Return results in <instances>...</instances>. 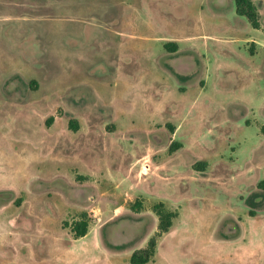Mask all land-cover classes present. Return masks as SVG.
I'll return each instance as SVG.
<instances>
[{
    "label": "rangeland",
    "instance_id": "1",
    "mask_svg": "<svg viewBox=\"0 0 264 264\" xmlns=\"http://www.w3.org/2000/svg\"><path fill=\"white\" fill-rule=\"evenodd\" d=\"M260 9L0 0V264H264Z\"/></svg>",
    "mask_w": 264,
    "mask_h": 264
},
{
    "label": "trees",
    "instance_id": "2",
    "mask_svg": "<svg viewBox=\"0 0 264 264\" xmlns=\"http://www.w3.org/2000/svg\"><path fill=\"white\" fill-rule=\"evenodd\" d=\"M236 6V12L238 15L245 16L250 22L251 26L255 29L260 28V14L254 4L253 0H234ZM165 48L171 51H175L177 46L174 42L166 43ZM54 121V117L48 118V124ZM70 128L73 130L78 129V123L75 120H71L69 124ZM173 129V128H172ZM260 132L264 135V123L260 125ZM181 144L173 142L170 151H174ZM204 165V164H202ZM197 165H195L196 167ZM258 186L264 188V180L258 183ZM133 206V209L137 212L142 209L141 202L137 201ZM153 211L158 218V232L156 235L151 237L146 246L134 250L129 258L130 264H146L152 261L156 254L157 238L163 233L170 230L173 224V220L178 216V213L173 210H169L165 207L163 202H158L153 206ZM89 222L86 217V213L81 214L79 219H76L71 224V233L74 239H79L87 235Z\"/></svg>",
    "mask_w": 264,
    "mask_h": 264
},
{
    "label": "crops",
    "instance_id": "3",
    "mask_svg": "<svg viewBox=\"0 0 264 264\" xmlns=\"http://www.w3.org/2000/svg\"><path fill=\"white\" fill-rule=\"evenodd\" d=\"M253 2L255 3V5H256V7H257V9L259 10V12H260V15H262L261 14V9H260V4H262L263 6H264V0H253ZM262 18V16H260V19ZM260 25H261V27H263V23L260 21ZM168 43V42H167ZM169 43H171V42H169ZM175 44H176V46L178 45L176 42H174ZM166 44V43H165ZM165 44H164V46H165ZM78 241H81V238H79V239H75V242L74 243H77ZM73 243V244H74ZM72 244V245H73ZM71 245V246H72ZM69 248H71V247H69Z\"/></svg>",
    "mask_w": 264,
    "mask_h": 264
}]
</instances>
